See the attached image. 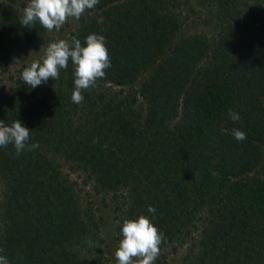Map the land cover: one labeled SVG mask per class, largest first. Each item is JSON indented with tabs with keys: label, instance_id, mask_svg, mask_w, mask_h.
<instances>
[{
	"label": "trees",
	"instance_id": "1",
	"mask_svg": "<svg viewBox=\"0 0 264 264\" xmlns=\"http://www.w3.org/2000/svg\"><path fill=\"white\" fill-rule=\"evenodd\" d=\"M28 3L0 0V68L51 36L85 46L93 33L111 66L80 104L71 59L36 88L21 76L39 57L0 85V120L39 144L0 147V255L104 264L77 174L112 213L116 250L123 222L145 215L164 236L156 264L179 249L180 264H264V0H99L59 31L22 27ZM182 13L211 37H178Z\"/></svg>",
	"mask_w": 264,
	"mask_h": 264
},
{
	"label": "clouds",
	"instance_id": "2",
	"mask_svg": "<svg viewBox=\"0 0 264 264\" xmlns=\"http://www.w3.org/2000/svg\"><path fill=\"white\" fill-rule=\"evenodd\" d=\"M98 3L99 0H29L20 24L27 28L38 21L48 31H59L69 18L79 20L86 10L93 9ZM69 59L75 66V87L71 99L80 104L84 100L82 91L95 87L97 80L104 78L105 70L111 66L105 37L102 35H88L85 46L76 38L72 39L71 44L64 39L50 43L42 62L33 61L23 70L22 81L31 88H36L49 78L59 79L60 70L67 69ZM228 115L234 122L240 120L239 114L234 111L230 110ZM30 133L18 119L10 126L0 120V147L13 144L17 155L25 150L32 151L39 144L28 143ZM232 134L237 141L246 139V134L239 129L234 128ZM148 212L155 213V208L149 207ZM121 233L122 239L115 252L118 264H155L164 236L148 216L126 219ZM0 264H10V261L6 256L0 255Z\"/></svg>",
	"mask_w": 264,
	"mask_h": 264
},
{
	"label": "rangeland",
	"instance_id": "3",
	"mask_svg": "<svg viewBox=\"0 0 264 264\" xmlns=\"http://www.w3.org/2000/svg\"><path fill=\"white\" fill-rule=\"evenodd\" d=\"M71 18L65 24H69ZM64 24V25H65ZM213 31L210 24H204L201 20H196L192 18L189 14L182 13L180 26L178 31V37H184L187 35H203L206 37H211ZM54 42L56 38L51 36ZM50 42H47L48 44ZM45 43L40 45V49L45 51L48 46ZM41 52H31L25 56H20L14 63L9 64L8 66L0 68V85H8L9 78L12 75L16 74L20 65L28 63L29 61L36 60L45 56V53ZM73 181L76 185L77 191L79 192L80 200L84 202L87 208L92 209L99 223V231H98V250L101 251V260L104 264H118L115 252H116V242H115V234H114V219L112 213L105 207L101 202V198L95 196L88 184L84 183L83 176L73 174L71 175ZM183 253H185L184 249H179L177 253L174 254H166L165 264H180L182 262ZM161 257V254H160ZM160 264L162 261H159ZM156 264V262H155Z\"/></svg>",
	"mask_w": 264,
	"mask_h": 264
}]
</instances>
